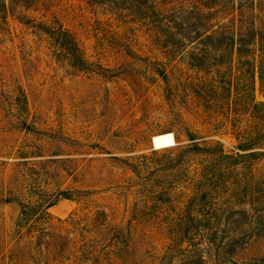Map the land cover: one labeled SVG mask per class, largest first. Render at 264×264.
Wrapping results in <instances>:
<instances>
[{
    "label": "rangeland",
    "instance_id": "1",
    "mask_svg": "<svg viewBox=\"0 0 264 264\" xmlns=\"http://www.w3.org/2000/svg\"><path fill=\"white\" fill-rule=\"evenodd\" d=\"M107 1L36 0L0 12V264H163L172 233L187 226L169 224L198 211L192 181L220 166L182 149L229 151L242 139L264 149V55L213 50L202 69L190 67L186 52H168L163 34L137 18L134 1L114 10ZM52 21L76 41L81 70L32 25ZM165 133L169 148L160 147ZM253 170L264 172V156ZM25 205L37 213L26 222ZM114 233L120 260L109 263ZM81 241L93 258L75 255ZM182 241L167 264H179ZM257 257L264 235L237 259Z\"/></svg>",
    "mask_w": 264,
    "mask_h": 264
},
{
    "label": "trees",
    "instance_id": "2",
    "mask_svg": "<svg viewBox=\"0 0 264 264\" xmlns=\"http://www.w3.org/2000/svg\"><path fill=\"white\" fill-rule=\"evenodd\" d=\"M35 1L0 0V12L8 13L15 4L30 8ZM131 1L135 2L137 18L163 34L166 39L163 45L168 52H186L185 58L190 67L202 69L207 62V53L213 50L236 56L255 52L264 55V0H108L105 6L114 10L117 5ZM32 25L45 35L55 57L64 59L71 67L83 68L85 61L80 48L60 23L37 22ZM186 44L190 46L189 51H185ZM243 62L258 65L261 61L259 58ZM257 79L262 87L263 75L260 72ZM192 136L187 135L189 142H192ZM252 146L254 143L242 139L229 151H223L219 143H215L211 153L204 152L206 148L195 144L182 149L192 155H206L210 161L219 162L220 166L215 170L216 174L209 172L204 176L202 173L192 181L193 196L188 203L198 211L190 213L189 209L187 215L169 224L175 227L185 220L187 222L183 230L172 233L169 240L171 246L168 248L170 243L167 245V252L161 259L163 264H167V255L178 239L187 244L183 249L178 247L182 252L178 255L179 264H264V257L237 259L248 239L264 235V172L255 173L253 170V161L264 156V149L254 151ZM214 180L216 182L207 189L203 187V182ZM62 194L63 198H67ZM50 206L45 205L41 211L46 219L49 217L46 209ZM27 208L29 206L25 205V222L37 214L30 209L26 211ZM117 234L105 238L108 242L106 250H110L109 254L113 257L109 263L120 260L117 257L120 243H114L120 238H116ZM87 247L81 241L75 248V255L84 254L87 259L93 258L95 247L85 251Z\"/></svg>",
    "mask_w": 264,
    "mask_h": 264
},
{
    "label": "bare ground",
    "instance_id": "3",
    "mask_svg": "<svg viewBox=\"0 0 264 264\" xmlns=\"http://www.w3.org/2000/svg\"><path fill=\"white\" fill-rule=\"evenodd\" d=\"M153 142V140H152ZM159 142L161 148H169L174 145V139L171 133H165L159 136ZM154 145V142H153ZM155 146V145H154ZM153 146V148H154Z\"/></svg>",
    "mask_w": 264,
    "mask_h": 264
},
{
    "label": "water",
    "instance_id": "4",
    "mask_svg": "<svg viewBox=\"0 0 264 264\" xmlns=\"http://www.w3.org/2000/svg\"><path fill=\"white\" fill-rule=\"evenodd\" d=\"M151 144H152V146H154L152 140H151Z\"/></svg>",
    "mask_w": 264,
    "mask_h": 264
}]
</instances>
